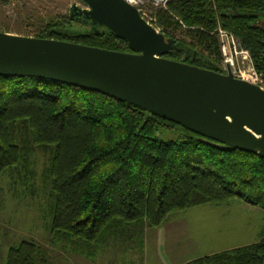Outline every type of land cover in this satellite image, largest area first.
Wrapping results in <instances>:
<instances>
[{
    "label": "trees",
    "instance_id": "obj_1",
    "mask_svg": "<svg viewBox=\"0 0 264 264\" xmlns=\"http://www.w3.org/2000/svg\"><path fill=\"white\" fill-rule=\"evenodd\" d=\"M155 18L173 39L165 58L219 72V26L264 75V0H168ZM35 22L31 36L130 51L107 28L95 33L68 12ZM175 128L184 132L178 139L156 136ZM22 140L53 148L51 238L92 251L89 256L118 238L134 240L141 251L145 228L191 207L238 199L264 210L263 157L93 91L40 77L0 76V176L18 165ZM3 264L56 263L40 245L21 241L8 248ZM184 264H264V230L258 242Z\"/></svg>",
    "mask_w": 264,
    "mask_h": 264
},
{
    "label": "water",
    "instance_id": "obj_2",
    "mask_svg": "<svg viewBox=\"0 0 264 264\" xmlns=\"http://www.w3.org/2000/svg\"><path fill=\"white\" fill-rule=\"evenodd\" d=\"M71 19L103 26L130 51L0 30V76L40 77L132 104L228 148L264 158V89L228 69L164 56L173 39L125 0H78ZM263 54H264V42Z\"/></svg>",
    "mask_w": 264,
    "mask_h": 264
},
{
    "label": "rangeland",
    "instance_id": "obj_3",
    "mask_svg": "<svg viewBox=\"0 0 264 264\" xmlns=\"http://www.w3.org/2000/svg\"><path fill=\"white\" fill-rule=\"evenodd\" d=\"M72 3L81 6L78 0H5L0 2V26L8 32L32 35L38 18L68 12ZM32 23L34 25H32ZM252 67L253 62L251 60ZM259 74L264 85V75ZM184 132L178 128L159 129L161 140L180 138ZM19 163L0 176V264L5 261L9 247L21 241H32L40 245L48 258L56 264H140V251L132 239H116L96 249L94 256L86 250H78L61 239H53L49 233L52 211L50 196L49 159L52 147L37 149L25 140L20 143ZM235 200V199H234ZM233 199L228 202H235ZM204 204L184 211L168 214V222H191L192 215L232 213L243 214L235 203L216 207Z\"/></svg>",
    "mask_w": 264,
    "mask_h": 264
},
{
    "label": "crops",
    "instance_id": "obj_4",
    "mask_svg": "<svg viewBox=\"0 0 264 264\" xmlns=\"http://www.w3.org/2000/svg\"><path fill=\"white\" fill-rule=\"evenodd\" d=\"M234 200V199H233ZM243 214L219 213L192 215L191 222H164L156 228H145L140 264H184L191 260L243 247L261 240L264 210L235 199Z\"/></svg>",
    "mask_w": 264,
    "mask_h": 264
},
{
    "label": "built area",
    "instance_id": "obj_5",
    "mask_svg": "<svg viewBox=\"0 0 264 264\" xmlns=\"http://www.w3.org/2000/svg\"><path fill=\"white\" fill-rule=\"evenodd\" d=\"M125 1L134 6L146 22L159 30V26L155 22V12L159 8L165 7L168 0ZM216 31L222 55V68L224 70L228 69L235 78L242 79L264 89L259 74L252 67L249 51L241 46L236 37L221 29L219 26Z\"/></svg>",
    "mask_w": 264,
    "mask_h": 264
}]
</instances>
